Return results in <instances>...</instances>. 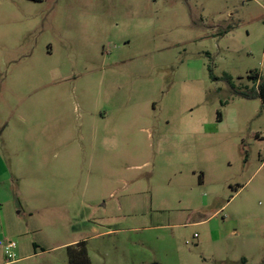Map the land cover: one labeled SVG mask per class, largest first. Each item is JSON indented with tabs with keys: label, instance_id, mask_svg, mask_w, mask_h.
<instances>
[{
	"label": "rangeland",
	"instance_id": "obj_1",
	"mask_svg": "<svg viewBox=\"0 0 264 264\" xmlns=\"http://www.w3.org/2000/svg\"><path fill=\"white\" fill-rule=\"evenodd\" d=\"M250 72L264 0H0L11 264H264Z\"/></svg>",
	"mask_w": 264,
	"mask_h": 264
},
{
	"label": "trees",
	"instance_id": "obj_2",
	"mask_svg": "<svg viewBox=\"0 0 264 264\" xmlns=\"http://www.w3.org/2000/svg\"><path fill=\"white\" fill-rule=\"evenodd\" d=\"M247 78L254 83L257 97L260 99L262 106H264V76L250 72ZM242 96L246 98L250 97L245 94H242ZM33 248L35 249L36 246L34 245ZM67 262L68 264H90L85 242H79L67 247Z\"/></svg>",
	"mask_w": 264,
	"mask_h": 264
},
{
	"label": "built area",
	"instance_id": "obj_3",
	"mask_svg": "<svg viewBox=\"0 0 264 264\" xmlns=\"http://www.w3.org/2000/svg\"><path fill=\"white\" fill-rule=\"evenodd\" d=\"M1 247L3 248L4 254L7 258V263H14L15 262V254L13 253L16 244L14 241L6 239L4 243L0 242Z\"/></svg>",
	"mask_w": 264,
	"mask_h": 264
},
{
	"label": "crops",
	"instance_id": "obj_4",
	"mask_svg": "<svg viewBox=\"0 0 264 264\" xmlns=\"http://www.w3.org/2000/svg\"><path fill=\"white\" fill-rule=\"evenodd\" d=\"M2 264H8V263H2ZM11 264V263H10Z\"/></svg>",
	"mask_w": 264,
	"mask_h": 264
}]
</instances>
